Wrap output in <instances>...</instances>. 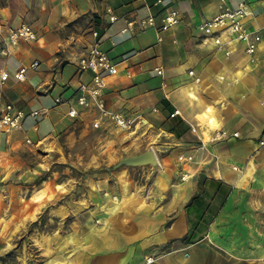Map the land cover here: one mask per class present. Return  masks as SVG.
Masks as SVG:
<instances>
[{"label": "crops", "instance_id": "crops-1", "mask_svg": "<svg viewBox=\"0 0 264 264\" xmlns=\"http://www.w3.org/2000/svg\"><path fill=\"white\" fill-rule=\"evenodd\" d=\"M154 1L0 0V73H8L0 82V104L26 114L44 110L26 115L20 129L0 133V264H245L247 251L258 256L248 263L264 264L261 248L246 249L245 235L237 232L245 219L260 224L264 218L255 213L264 210V147L258 145L264 137V41L252 57L241 43L224 57L198 40V25L218 13L219 0H163L152 6ZM227 2L247 3L251 14L245 25L264 28V0ZM107 5L118 16L115 22L108 21ZM165 7L177 9L180 21L161 41L154 28L121 33L125 18L149 11L158 26ZM22 24L37 39L13 45L9 34ZM92 30L118 63V73L107 78L106 105L131 119L140 135L125 144V159L145 152L133 145L150 140L151 132L157 142L154 161L142 166L140 177L131 164L98 176L84 204L81 195L69 196L64 181L21 182H31L42 164L26 151L45 149L48 165L55 151L67 160L71 152L65 148L76 146L78 158L79 146L95 147L106 138L107 125L93 127V114L69 118L68 104L55 103L57 97L73 103L79 83L89 80L77 60L93 41ZM20 67L27 68L23 81L13 76ZM175 109L178 114L170 116ZM247 193L255 197L249 204ZM43 207L46 224L56 227L24 232ZM25 241L36 247L34 254L24 249ZM8 251L14 261L2 258ZM149 257L153 261L146 263Z\"/></svg>", "mask_w": 264, "mask_h": 264}, {"label": "built area", "instance_id": "built-area-1", "mask_svg": "<svg viewBox=\"0 0 264 264\" xmlns=\"http://www.w3.org/2000/svg\"><path fill=\"white\" fill-rule=\"evenodd\" d=\"M163 3V0H155L152 6H158ZM150 10V6H147ZM105 12L110 23L118 20V16L114 13L113 8L106 6ZM251 14L250 6L245 2H239L235 5H230L227 0H219V11L210 19L201 22L198 25L200 32L199 43L205 46L214 47L217 53L224 57H229L231 54L230 46L232 44H243L244 52L247 56L252 57L258 50L262 41H264V28H248L244 20ZM156 16L149 13L142 18H125L124 27L121 33H130L135 28L138 30H146L154 28L157 33V40H162V33L175 27L179 21V12L172 7H165L160 17L158 26L155 24ZM93 41L89 44L86 51L77 60V69L79 72H88L90 78L86 82L79 83L75 101L70 103L64 101L61 97L55 99V103L62 101L67 103L66 114L69 118H78L83 113H91L94 116L93 127H99L101 120H106L116 127L122 129H131L133 121L125 116L122 112L110 110L104 99V90L107 86V78L118 73V63L102 49L101 40L98 31L91 32ZM37 39L35 30L29 24H22L9 34L11 44H17L19 40L31 42ZM38 66V61H33L29 67L34 69ZM26 67L18 68L13 76L18 81L25 80ZM157 74H161L160 68H155ZM189 74H193L189 71ZM8 73L3 71L0 73V82L6 80ZM199 81V78H195ZM164 85V82H162ZM155 110V109H154ZM44 110H32L27 114L21 109H15L10 103L0 104V133H7L22 127V121L26 115L31 117L40 116ZM178 114L175 109L170 116ZM190 130L195 132V126L190 125ZM215 135L225 137L223 131H216ZM233 137H238V132L231 134ZM30 139H26V143H30ZM259 147H264V137L258 139ZM233 170H239L237 166H232ZM183 178V177H182ZM146 263L153 261L149 257L145 259Z\"/></svg>", "mask_w": 264, "mask_h": 264}, {"label": "rangeland", "instance_id": "rangeland-1", "mask_svg": "<svg viewBox=\"0 0 264 264\" xmlns=\"http://www.w3.org/2000/svg\"><path fill=\"white\" fill-rule=\"evenodd\" d=\"M88 22L86 23L87 26ZM104 123L107 125L105 129L104 141L102 144L93 147L92 145H84L79 146L83 148L82 156L77 158L76 151L77 147L74 146L72 148H65V151H70L71 154L67 160L60 159L61 152L55 151L56 155L47 160L48 165H44V153L46 152L43 148L36 149V152L26 151L25 154L36 157L37 163H42L38 165V171L36 172V176L32 179L31 182L22 183V185H32L36 186H44L47 183L56 182L62 183L65 182L70 187L69 196L75 198L81 195L83 199L86 197L85 193L87 189H89L90 184L97 179L98 176L104 175L106 173H110L111 171H115L124 167H128L130 164L125 162V158L128 154L127 149L125 148V144L130 142L131 140H138L140 135L136 134L134 131L135 123L133 122L131 129H122L114 126L106 120H101L100 125ZM99 125V126H100ZM151 136V139L145 141V143L141 145H133V149H140L145 152H152V148H155V137H157L156 132H151L148 134ZM34 154V155H33ZM62 158V157H61ZM76 159H78L76 161ZM150 165L149 164H136L133 165L135 167L132 170L135 177H140L142 174V166ZM130 168V166H129ZM7 179V178H6ZM8 181H11L9 179ZM252 195V196H251ZM254 194L247 193L244 195V200L246 203H250L251 200H254ZM258 201V200H256ZM84 204H86V198L84 200ZM247 206V205H246ZM245 211H249L253 213L252 209L246 208ZM261 212L262 216H264V210L256 209L255 213ZM264 219V218H262ZM262 219L259 222L253 223L251 219H245L244 225L238 226L239 235H245V247L249 248H261L260 253L264 254V222ZM48 223V215L47 210L43 207L37 216V220L35 224H31L30 226L26 225L24 232L36 227L37 231H50L52 228L56 227V222ZM244 228V229H243ZM253 232V236L249 234L250 231ZM260 231V233H258ZM259 238V239H258ZM10 246V245H9ZM24 249L29 251V253L34 254L36 252V247L31 245L29 241H25L23 243ZM249 251L245 253V264H251L248 262H256L258 258L253 257ZM3 259L7 261H14L15 257L12 251H8L2 256ZM255 258V260H253Z\"/></svg>", "mask_w": 264, "mask_h": 264}, {"label": "water", "instance_id": "water-1", "mask_svg": "<svg viewBox=\"0 0 264 264\" xmlns=\"http://www.w3.org/2000/svg\"><path fill=\"white\" fill-rule=\"evenodd\" d=\"M154 161V155L152 152H144L136 156H131L125 160L126 163L131 165L136 164H149Z\"/></svg>", "mask_w": 264, "mask_h": 264}]
</instances>
